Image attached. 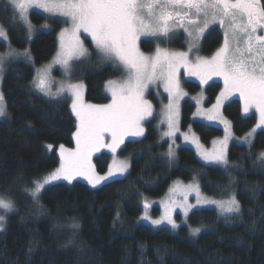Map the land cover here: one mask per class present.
<instances>
[{
	"label": "trees",
	"instance_id": "1",
	"mask_svg": "<svg viewBox=\"0 0 264 264\" xmlns=\"http://www.w3.org/2000/svg\"><path fill=\"white\" fill-rule=\"evenodd\" d=\"M4 1L0 0V24L8 30L12 46L30 50L32 63L8 61L1 81L8 116L0 120V195L10 197L16 208L6 214L4 230L0 231V264H264V165L257 159L264 151L263 129L256 131L250 145L231 142L230 164L225 167L204 164L187 146L179 147L176 161L169 162L165 155L168 142L158 141L156 120L151 119L143 123V137L126 140L116 153L129 159L130 174L97 188L82 180L55 182L42 192V208L33 202L25 187L59 165L58 146H73L76 119L69 99L45 96L31 84L35 66L55 55L57 33L63 24L31 10L33 25L49 22L53 27L39 29L29 39L25 26L11 18L13 13ZM186 41L180 32L159 43L185 49ZM84 42L90 56L76 65L74 79L83 82L88 102L104 104L109 100L105 84L119 78L121 71L113 63L102 62L88 38ZM222 42L221 29L213 26L204 34L199 53L209 56ZM155 44L153 39L140 41L147 52ZM3 49L5 44L0 42ZM183 85L189 93L200 88L190 80ZM220 89L218 81L206 86L207 104L215 100ZM194 111L192 101L182 102L180 128H191L208 146L223 129L193 119ZM223 114L236 135H243L256 122L254 115H242L238 98L224 104ZM48 144L54 148L47 149ZM93 161L95 170L102 173L109 168L112 155L103 151ZM194 177L207 195L227 198L234 193L241 205L240 214L226 219L215 209H196L189 214L188 225L176 231L136 221L142 212L143 195L161 196L174 180ZM74 223L79 227L73 228ZM189 226L200 227L201 232L193 236Z\"/></svg>",
	"mask_w": 264,
	"mask_h": 264
},
{
	"label": "snow or ice",
	"instance_id": "2",
	"mask_svg": "<svg viewBox=\"0 0 264 264\" xmlns=\"http://www.w3.org/2000/svg\"><path fill=\"white\" fill-rule=\"evenodd\" d=\"M5 8L11 9L13 20L23 23L29 39L33 32L29 9H42L49 16L65 18L64 22L69 27L59 33V50L53 63L62 66L66 76L70 77L73 60L90 56L81 33L87 34L85 38H91L102 62L119 65L126 72L122 80L107 82L111 102L96 105L84 102L83 85L79 83L69 82L65 85L61 82L53 92L51 65L36 70L32 88L52 98L70 93L71 109L77 119L73 133L76 147L66 148L61 144L59 167L43 177L34 178L30 186L25 187L40 208L43 207L40 204L42 192L55 181L63 180L71 184L77 178H83L96 188L113 177L130 174L128 158L118 159L114 156L108 171L101 175L96 172L91 157L105 147L115 154L127 137L144 136L143 123L153 115V106L145 94L153 84L159 86L162 83L164 91L168 93V104L163 113L167 130L163 136L172 141L166 155L169 162L173 161L176 157L175 137L179 132V102L188 95L181 85V69L185 74L197 77L201 85L207 84L213 77L223 80L224 87L210 108L202 107V96L193 97L197 105L194 116L224 125L225 135L218 142L219 147L211 153H199L206 163L229 166L227 144L232 138V124L222 115L221 109L231 96L239 95L244 113L255 110L258 114L256 125L240 139L251 143L256 129L264 127V0H5ZM217 23L225 29L223 44L210 57L199 55L201 38L210 25ZM177 27L187 33V51L171 50L159 44L151 55L140 50L138 41L141 36L167 41ZM0 39H9L8 30L3 24H0ZM20 57L32 61L29 49L18 51L9 42L7 52L0 53V73H3L7 61ZM6 115L7 104L0 91V117ZM183 135L186 141L202 149L194 133ZM46 148L51 150L53 145L48 144ZM257 159L264 165V151L257 154ZM169 191L178 194L180 200H171L166 204L164 214L159 219L151 220L153 225L167 222L173 229L178 228L173 212L181 208L187 216L195 206L188 203L192 193L196 195V204L216 205L226 219L241 212L240 202L235 195L225 200L204 197L195 177L187 185L177 182ZM149 207L145 201V210ZM15 208V202L10 197L0 195V211L3 213L0 214V231L4 230L6 214ZM142 219H150L147 211ZM78 227L77 223L73 224V228ZM189 227L193 236L201 232L200 227Z\"/></svg>",
	"mask_w": 264,
	"mask_h": 264
},
{
	"label": "rangeland",
	"instance_id": "3",
	"mask_svg": "<svg viewBox=\"0 0 264 264\" xmlns=\"http://www.w3.org/2000/svg\"><path fill=\"white\" fill-rule=\"evenodd\" d=\"M1 1H4V0H1ZM4 2H5V1H4ZM31 10H37V11L43 13L48 19L53 20V21H57L58 23H62V24H63V25L59 28L58 33H57V37H58V49H57V51H58V50H59V33H60V31H61L63 28H65V27H69V25L66 24V23L64 22L65 18H64V17H61V16H49V14L43 12L42 9L31 8V9H29V12H30ZM29 12H28V15H29ZM45 24H47L48 27H43V25H45ZM32 25H33V24H32ZM213 26H218V27L221 29V31H222V33H223V39H224V31H225V29H224L223 27H221L218 23H217V24L210 25V27L205 31L204 34H206V32H207L211 27H213ZM52 27H53V24H51V23H49V22H45V23H43V24H41V25H37V26H36V25H33V32H32L31 38L34 36V34H35L39 29H40V30H50ZM180 32L183 33V34L186 36V38H187V41H186V48H185V49L168 48V47L162 46V45L159 43V42L162 41V40L158 39L157 37H153V36H141V37H140V40L138 41V44H139L140 50H141L142 52H144L146 55H151V54L154 53V51H155L157 45L159 44L160 47H163V48H168V49H171V50H177V51H187V49H188V37H187V33L183 30V28H180V27L175 28V30H174V34H178V33H180ZM86 36H87V34L81 33V38H82L83 40H84V38H85ZM203 36H204V35H203ZM87 38L91 41V38H90V37H87ZM202 38H203V37H202ZM202 38H201V40H202ZM142 39H153V40H156V44H155L154 49H153L152 51H149V52L142 50L141 45H140V41H141ZM201 40H200V44H201ZM0 42H3V43L5 44V49L0 50V53H5V52H7V44L9 43V40H8V41H4V40L0 39ZM222 44H223V42H222ZM222 44H221V45H222ZM84 45H85L86 48H88V46L85 44V42H84ZM221 45H220L218 48H220ZM92 46H93V48H94V45H93V44H92ZM11 47L14 48V49H16V50H18V51H23V50H24V49L16 48V47H14V46H12V45H11ZM27 49H28V48H27ZM88 50H90V49L88 48ZM94 50H95V48H94ZM199 50H200V47H199ZM199 50H198V54L201 55V54L199 53ZM216 50H217V49H216ZM216 50H215L211 55H213V54L216 52ZM57 51H56V53H57ZM95 51H96V50H95ZM56 53H55V55H54L50 60H48V61L45 62L44 64L39 65V66H35V75H36V70H37V69H39V68H41V67H43V66H45V65H51L50 78H51V80L54 82V83H53V86H52V91H53V92L56 91L57 85H58L59 83H61V82H63L65 85H67L69 82H71V83H73V84H77V83H79V84H82V85H83V88H82V95H83V99H84V102H85V103L96 104V105H103V104H98V103L88 102V101L86 100V98H85L84 84H83V82H82L81 80H76V79H74V74H75V68H76V65H77L80 61L84 60L85 58H81L80 60H73V61H72L71 74H70V77H68V76L65 75V71H64V69L62 68V66H60L59 64H54V63H53V60H54V57L56 56ZM89 53H90V51H89ZM211 55H209V56H204V57H210ZM201 56H203V55H201ZM86 58H87V57H86ZM16 59H22V60H25V61L29 62L27 59H25V58H23V57L16 58ZM9 61H10V60H9ZM7 62H8V61H7ZM7 62H6V63H7ZM6 63H5V65H6ZM30 63H32V61H31ZM109 63H111V62H109ZM114 65L117 66V67L120 69V71H121V76H120L119 78H114V79H111V80H112V81H120V80H122L123 78H125V76H126V72L124 71V69H123L121 66L116 65V64H114ZM4 68H5V66H4ZM180 73H181V76H180V79H181V85H182L184 91L188 93V95L185 96V97H183V99L179 102V132L176 133V137H175V152H176V154H177V149H178L179 147H181V146H187V147L192 148V149L195 151V153H196V155H197V158H198L201 162H203L204 164H207V165H220V164H214V163H206V162L201 158V156H200L199 153H200V151H206V152L211 153L215 148H218V147H219V143H218V142H219L220 140H222V139L224 138V135H225L224 125L221 124V123H219V122H217V121H208V120L202 119V118L199 117V116H194V113L197 112V105H196V101L193 99V97L202 96V97H203V100H204V102H203V104H202V107H204V108H210V107H211V104L215 103L216 98H215V100H214L212 103L207 104V95H206V93H205V88H206V86H207L210 82H212V81H218V82L221 83V89H220V91H221V90L223 89V87H224L223 80H222V78H220V77H213L211 80L208 81L207 84L201 85L200 80H199L197 77H195V76H190V75L185 74L184 69H181V70H180ZM2 76H3V73H0V91H2V90H1ZM34 77H35V76H34ZM185 80H190V81H194V82H196V83L200 86L199 90H198L197 92H195V93H189V92L187 91V89H186V88L184 87V85H183V83H184ZM109 81H110V80H109ZM106 85H107V83L105 84V89H106V91H107ZM220 91H219V93H220ZM107 93H108V96H109V100H108L106 103H104V104H108V103L111 102V95H110V93H109L108 91H107ZM219 93H218V95H219ZM42 94H43V93H42ZM218 95H217V96H218ZM62 96H65V97H67V98L69 99V101H70V106H71V97H70V93L65 92ZM145 96H146V99H148V100L151 102L152 106H153V115H152L151 117H148L145 121H148V120H151V119H155V120H156V126H157V128H158V141H159V142H164V141H167V142H168L167 150L165 151V155H166V153H167V151H168L169 143L172 142L168 137H164V136H163V132L167 130V124H166L165 117H164V114H163V113H164L165 106L168 104V93H166V92L164 91V86H163L162 83H160L159 86H157L156 84H153V85L150 87L149 91L145 94ZM217 96H216V97H217ZM232 98H238V99H240L239 95L236 94V95L231 96L227 101H225V103L228 102V101H229L230 99H232ZM186 99L192 101V102L195 104V111H194V113H193V119H195V120H200V121H204V122H206V123H209V124H212V125L219 126V127H221V128L223 129V134H222L221 136L215 137V138L211 141V143H210L208 146L205 145L204 143H202L201 140L199 139V143L203 146L202 149H197V147H196L195 144L190 143L189 141H186V140L184 139V135H183L184 133H188L189 135H191L192 133H194L195 136L198 137V135H197V134H196L191 128H188L187 130H182V129L180 128L181 106H182V102H183L184 100H186ZM240 100H241V99H240ZM225 103H224V104H225ZM223 107H224V106H223ZM241 112H242V115H243V116L254 115V116L256 117V122H255V124L253 125V127H254V126L256 125L257 121H258V114L255 112V110H252V111H250L249 113H244V112H243V101H242V100H241ZM221 113H222V115L225 117V115L223 114V108L221 109ZM73 114H74V113H73ZM7 116H8V111H7V115H6V116H4V117H0V120L6 119ZM74 116H75V114H74ZM225 118H226V117H225ZM75 119H76V116H75ZM226 119H227V118H226ZM228 120H229V119H228ZM145 121H144V122H145ZM76 125H77V119H76ZM253 127H252V128H253ZM252 128H251V129H252ZM251 129L248 130V131H247L246 133H244L243 135H236V134L234 133L232 127H231L232 138L228 141V144H227V158H228V147H229V145H230L231 142L236 141V142L241 143V144H244V145H250V144L252 143L253 139H254V135H255L256 131L261 130V129L264 130V127H262V128H257V129H256L255 133L253 134V137L251 138V143H248V142H246V141L240 139V138L244 137L249 131H251ZM75 131H76V128H75ZM144 132H145V131H144ZM139 138H141V137H127V138L125 139V141H126V140H130V139H139ZM198 138H199V137H198ZM214 141L217 142V143H214ZM122 145H123V144H122ZM122 145L120 146V148L122 147ZM58 147H59V146H58ZM75 147H76V141H75V138H74V136H73V146H71V147H66V148H72V149H74ZM53 148H54V146H53ZM53 148H52V149H53ZM120 148H118L117 151H118ZM56 150H57L58 155H59V148H56ZM103 151H104V152H107V153H109V154L112 155V161H111V164H112V162H113V158H114V156H115L116 158H118V159H125V158H122V157L117 156V155H116L117 152H116L115 154H113L112 152L109 151L108 148L105 147V148H101V150H100L99 152H96V153H94V154L92 155V157H91V163H92L93 165H94L93 158H94L97 154H99V153H101V152H103ZM166 156H167V155H166ZM59 157H60V155H59ZM175 161H176V157H175V159H174L173 161H171V162H175ZM228 161H229V159H228ZM111 164H110V165H111ZM229 164H230V162H229ZM59 165H60V162H59ZM59 165H58L57 167H59ZM222 166H223V165H222ZM57 167H56V168H57ZM94 167H95V166H94ZM56 168H54V169H56ZM54 169H53V170H54ZM53 170H51V171H53ZM51 171H49V172H51ZM107 171H108V169H107L105 172H102V173H99V172H97V171H96V172L99 173V174H101V175H103V174H105ZM49 172H47V173H49ZM47 173H45L44 175H46ZM44 175H43V176H44ZM125 175H126V174H125ZM43 176H42V177H43ZM118 178H122V177H121V176H116V177L111 178L109 181H111V180H115V179H118ZM76 180H82V181L86 182L91 188H93V187H92V186H91L86 180H84L83 178H77ZM76 180H74V181H76ZM196 180H197V178H196ZM197 181H198V180H197ZM55 182H66V183H68L67 181H63V180L55 181ZM55 182H53V183H55ZM106 182H108V181H106ZM106 182H104V183H106ZM177 182H180L181 184L187 185V184L192 183V182H193V179H192V180H189V181H184V180H182V179H176V180H174V181L172 182V184L169 186L168 190H167L163 195L158 196V197H151V196L143 195L142 198H141L142 212H141L140 215L136 218V221L139 222V223L147 224V225H149V226H151V227H153V228L169 227V228H171L172 230L176 231L181 225H188V216H189V214H190L192 211H194V210H196V209L212 208V209H215V210H216L221 216H224L223 214H221L220 210L216 207V205H213V204H199V205H198V204H196V195H195V193H192V194H190L189 197H188V203H189V204H192V205H195V206L192 207V208L188 211L187 216L184 215V212H183V210H182L181 208H176L175 211L173 212V219H174V220L176 221V223L179 225L178 228L173 229L172 226H171L170 224H168L167 222L161 223V224H159V225H153V224L151 223V220H153V219H159V218L164 214V212H165V205H166V204H169L171 200H177V201L179 202V200H180L179 195H178V194H174V193H172V192L169 191V189L172 188ZM104 183H102V184H104ZM102 184H101V185H102ZM101 185H98L97 187H99V186H101ZM97 187H96V188H97ZM200 192H201V194H202L204 197H207V198H210V199H214V200H225V199H228L231 195H235L234 193H231L227 198H217V197H213V196H210V195L205 194L204 192H202L201 188H200ZM235 197H236V196H235ZM236 199H237V198H236ZM145 201H147L148 204L150 205V207H149L147 210H145V208H144V203H145ZM145 211H147V214H148V216L150 217V219H148V220L142 219V217H143L144 214H145ZM155 211H156V213H155ZM0 214H3L2 211H0ZM177 216H179V219H178Z\"/></svg>",
	"mask_w": 264,
	"mask_h": 264
}]
</instances>
